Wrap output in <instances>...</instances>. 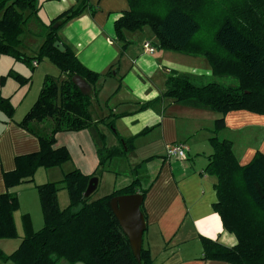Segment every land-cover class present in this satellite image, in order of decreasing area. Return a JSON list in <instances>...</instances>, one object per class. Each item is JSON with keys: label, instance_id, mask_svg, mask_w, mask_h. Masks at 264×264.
I'll use <instances>...</instances> for the list:
<instances>
[{"label": "trees", "instance_id": "trees-1", "mask_svg": "<svg viewBox=\"0 0 264 264\" xmlns=\"http://www.w3.org/2000/svg\"><path fill=\"white\" fill-rule=\"evenodd\" d=\"M87 1L78 0L75 7L44 25L46 33L41 47L34 57H27L20 51L21 36L27 22L37 19L39 0H0V57L9 56L26 64L46 59L59 77H64L45 76L36 101L18 123L37 138L38 150L16 156L14 169L2 174L6 192L0 194V240L18 237L13 215L19 203L8 191L31 182L37 169L59 167L69 160L67 148L55 145L56 135L90 129L95 143L101 145L104 136L98 131V124L112 127V121H94L90 112L102 76L83 66L69 47L64 46L63 52L53 47L58 41V30L80 16ZM127 2L129 9L113 22L115 41L122 45L121 50L129 44L126 34L148 27L160 50L203 57L210 66L211 78L231 80L227 85L214 81L198 85L191 74H174L166 79L162 95L141 103L138 112L167 99L177 105L219 114L214 131L225 127L223 117L230 112L247 111L264 116V0ZM57 22L60 25L53 29ZM201 25L208 36H199ZM75 75L89 84L90 95H83L71 82ZM7 77L21 86L30 81L10 70L0 78V84ZM0 111L9 118L14 113L9 100L1 96ZM46 120L51 123L49 127H45ZM150 129L129 140H119L116 147L98 148L99 165L111 157L126 156L133 148L134 139ZM209 144L212 153L207 157L203 173L216 180L217 202L213 211L223 229L234 235L236 244L228 248L203 239V258L228 264H264V154L256 151L248 163L241 165L231 141L210 137ZM94 176L95 173L86 175L74 170L60 181L36 186L43 226L33 231L29 218L23 216L24 235L19 246L9 255L0 251V260L9 264H152L149 251L143 246L140 260L136 261L110 207L111 199L116 196L140 192L144 199L147 191L140 190L138 180L134 179L109 195L92 199V193L85 198L88 181ZM60 189L68 197V205L62 209L57 201ZM140 209L146 219L142 204Z\"/></svg>", "mask_w": 264, "mask_h": 264}, {"label": "crops", "instance_id": "crops-1", "mask_svg": "<svg viewBox=\"0 0 264 264\" xmlns=\"http://www.w3.org/2000/svg\"><path fill=\"white\" fill-rule=\"evenodd\" d=\"M39 3L37 19L32 18V21L27 22L21 36L20 49L24 55L29 50L31 57L37 54L44 41V25L63 11L75 7L78 0H39ZM128 9L127 0H88L82 14L58 30V41L69 47L83 66L102 76L98 81V94L92 101V105L98 106L101 111L98 115H93L91 109L90 112L96 122L112 121L111 128L115 133H111L110 128L103 124L97 127L107 139L108 148L118 146L119 140H129L144 129L151 128L146 134L134 139L132 150L122 158L126 159L130 169L136 168L126 177V184L136 179L138 188L141 190L144 185L147 190L142 202L146 218L142 246L149 251L152 264H228L205 260L202 247L203 239L228 248L236 244L234 235L223 229L219 216L213 211V204L217 202L214 190L216 180L203 173L208 163L207 157L212 153L210 134L220 115L177 105L167 99H162L150 109L137 111L141 103L162 95L169 76L180 72L189 74V68L181 67L185 71L178 69L176 60H187L190 55L160 50L150 29L138 35L140 46L135 47L140 55H135V47L130 46L135 39H127V34L125 39L129 44L121 50L122 45L115 41L113 22ZM144 43L153 48L151 53L144 50ZM30 67L31 72L25 67L16 66L14 59L9 56L0 57V78L10 70L30 78L29 83L22 86L11 77L5 78L0 84V96L8 99L14 109L10 118L0 111V194L6 192L2 174L14 169V158L38 150L37 138L18 123L36 101L44 77L54 66L44 59L42 62L33 60ZM107 72H112L111 76H107ZM205 74H208L207 68ZM58 78L64 77L58 74ZM107 84L110 91L103 94ZM121 114L123 116L115 117ZM223 120L225 127L218 131L219 140L231 141L229 131L237 134L236 137L249 139L251 134L248 129L264 130V116L247 111L230 112ZM173 143L185 145L187 151L184 160L165 156L167 146ZM231 143L241 165L248 163L257 151L256 145L245 142L237 153L234 141ZM54 169H37L33 182L37 179V183L42 184L40 178H47L46 183L60 181L64 175L50 179L51 172H44ZM47 173L48 176H45ZM32 183L25 182L8 191L17 197L19 203L13 215L18 237L0 240V251L4 255L14 252L20 244L24 235L22 217L27 216L33 225L31 209L26 205L29 197L35 214L41 212L38 197L34 198V190L32 192ZM98 187L99 179L96 189ZM64 204L63 198L60 205ZM32 229L37 231L34 225Z\"/></svg>", "mask_w": 264, "mask_h": 264}, {"label": "rangeland", "instance_id": "rangeland-1", "mask_svg": "<svg viewBox=\"0 0 264 264\" xmlns=\"http://www.w3.org/2000/svg\"><path fill=\"white\" fill-rule=\"evenodd\" d=\"M205 29L206 28H204V25H201V29L199 32L200 37L201 36H208V35H206ZM147 30H149L148 27H146L143 32L140 31V32L127 34V39H132V38L135 39V41L133 43H131L130 46L131 47L132 46L133 47H135V46L139 47L140 41H138V35L139 34H141V35L145 34ZM20 51H21V49H20ZM134 51H135V55L136 54H137V56L140 55V53H138L136 51V47H135ZM173 53H176V52H173ZM25 55L27 57H31V52H29V50H26ZM196 58L197 57L189 56V59H187V60H176L177 61L176 63L178 65V69H180L181 71H185V70H183L184 68H181V67L189 68V70H188L189 74H191L195 77L194 83H196L198 85L205 84V83H208L211 81H214L215 83H218V84H224V85L231 83L230 79L211 78L210 77V75H211L210 70L211 69H210V66H209L207 60L203 57H198L200 59H196ZM14 61L16 63V66L25 67V68L29 69L31 72L32 68L30 67V64H26L24 62H20L17 60H14ZM42 66L44 67V65H42ZM50 68L51 69L49 70L48 76L58 78L59 73L57 72L55 67H50ZM192 68H194V69H192ZM205 68H207L208 74H205ZM180 73H184V72H180ZM196 76H198L199 78H197ZM109 84H107L105 86V88L103 90V92H104L103 94H106L108 91H110ZM156 86H157V84H156ZM90 109L92 110L93 115H98L101 111L98 106H93V105L90 106ZM259 116H261V115H259ZM44 122H45L44 123L45 127H49L51 124L49 120H46ZM248 130L250 131V134H251V136H249V139H246L244 136L236 137L237 134L230 133V131H229L228 137H231L232 139H230V140L234 141L235 151L238 153L239 150H241V146H243L246 142L248 144L256 145L257 151H261L262 153H264V130L261 128H258L257 130L252 128V129H248ZM109 131H111V133H115V130L113 128H110ZM217 134H218V131H214V128H213L212 133L210 134L211 137H217ZM247 134H249V133H247ZM56 138L57 139H56L55 145L56 146H65L69 152L70 158L67 162L63 163L59 167H54L56 169H54L52 171H44V172L45 173L51 172L50 179H55V178L61 177L62 175H66L67 173L74 171V170H78L81 173L86 174V175H90L92 173H95L94 177H97L99 179V187L92 194L93 195L92 199H96L98 197L109 195L110 193H112L114 191V189H115L114 187H116V189H120L123 186H126L127 185L125 182V180L127 179L126 177L129 176L130 172L132 173L136 169V168L130 169V167L127 166L126 159H124L120 156L119 157H111V159L107 160L102 165H99V157H98V151L97 150H98V148H102V147L105 149H109L107 147V139H103L101 145L95 143L93 136H92V131L90 129H84V130L73 131V132H65ZM48 174L49 173H47V175H45V176H48ZM39 181H42L40 183L45 184L48 180H47V178H44V179L40 178ZM50 181H52V180H50ZM32 182H33V180L31 181V183ZM42 184L37 183V179L34 180V182L32 183V188H33L32 192L34 190V193H33L34 198H37L36 186L42 185ZM141 190H146L144 185H142ZM27 197H29V196H27ZM63 198L65 200V204L63 206L65 207V205L68 202L67 192L64 189H60L57 192V201H58V205L60 208L63 207L60 205V201ZM26 205L29 207L28 209H31V213H32L31 215L32 216L30 217V219H31L32 224L34 225V229L35 230L41 229L43 226L41 212L35 214V211L32 208L30 197L28 198ZM0 264H9V263H7V262L5 263V262H2L0 260ZM61 264H64V263H61Z\"/></svg>", "mask_w": 264, "mask_h": 264}, {"label": "water", "instance_id": "water-1", "mask_svg": "<svg viewBox=\"0 0 264 264\" xmlns=\"http://www.w3.org/2000/svg\"><path fill=\"white\" fill-rule=\"evenodd\" d=\"M59 25L60 23L57 22L52 26V28L56 29ZM53 47L59 52H63L65 50L64 46L59 41H55L53 43ZM71 82L83 95H90L91 87L83 78L75 75L71 78ZM97 183L98 179L96 177L89 179L86 190L83 194L85 198L89 197L95 191ZM142 202L143 197L140 193L116 196L110 201L112 212L115 215L123 233L127 236L137 262L140 260L143 234L146 229L145 219L140 209ZM75 264L83 263L77 262Z\"/></svg>", "mask_w": 264, "mask_h": 264}, {"label": "built area", "instance_id": "built-area-1", "mask_svg": "<svg viewBox=\"0 0 264 264\" xmlns=\"http://www.w3.org/2000/svg\"><path fill=\"white\" fill-rule=\"evenodd\" d=\"M143 48L150 53L153 51V48H151L147 43L143 44ZM186 151L187 149L185 145L181 143H173L167 146L165 156L168 159L174 158L178 160H184L186 158Z\"/></svg>", "mask_w": 264, "mask_h": 264}]
</instances>
